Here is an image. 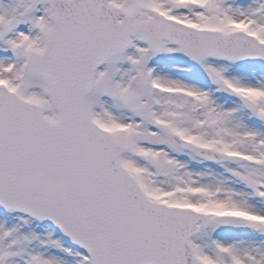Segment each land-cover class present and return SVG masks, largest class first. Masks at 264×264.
<instances>
[{
    "label": "snow or ice",
    "instance_id": "snow-or-ice-1",
    "mask_svg": "<svg viewBox=\"0 0 264 264\" xmlns=\"http://www.w3.org/2000/svg\"><path fill=\"white\" fill-rule=\"evenodd\" d=\"M0 264H264V0H0Z\"/></svg>",
    "mask_w": 264,
    "mask_h": 264
}]
</instances>
